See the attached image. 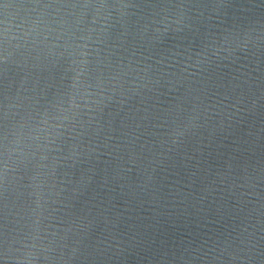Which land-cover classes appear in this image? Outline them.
<instances>
[{"label": "water", "instance_id": "1", "mask_svg": "<svg viewBox=\"0 0 264 264\" xmlns=\"http://www.w3.org/2000/svg\"><path fill=\"white\" fill-rule=\"evenodd\" d=\"M0 264H264V0H0Z\"/></svg>", "mask_w": 264, "mask_h": 264}]
</instances>
